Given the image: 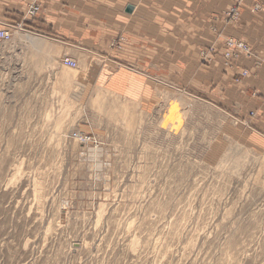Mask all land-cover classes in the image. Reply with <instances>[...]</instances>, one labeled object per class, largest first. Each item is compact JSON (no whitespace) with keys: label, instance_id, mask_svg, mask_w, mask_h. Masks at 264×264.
Segmentation results:
<instances>
[{"label":"rangeland","instance_id":"rangeland-1","mask_svg":"<svg viewBox=\"0 0 264 264\" xmlns=\"http://www.w3.org/2000/svg\"><path fill=\"white\" fill-rule=\"evenodd\" d=\"M25 21L0 43V264H264V132L181 68L153 77V109L112 93L93 83L102 58L65 67L19 40ZM223 45L228 68L253 56Z\"/></svg>","mask_w":264,"mask_h":264},{"label":"crops","instance_id":"crops-1","mask_svg":"<svg viewBox=\"0 0 264 264\" xmlns=\"http://www.w3.org/2000/svg\"><path fill=\"white\" fill-rule=\"evenodd\" d=\"M261 2L42 0L43 12L26 23L23 1L0 0V29L25 21V27L35 32L25 31L30 37L25 43L38 52L62 50L59 61L102 58V70L93 83L147 108L153 109L160 101V82L153 77H175L181 68L185 87L241 119H251L264 132V9L252 11ZM233 5H239L240 19L226 25L224 12ZM229 36L244 41L253 51L251 58L241 57L232 68L223 57L224 37ZM118 37L125 40L119 50L112 46ZM258 62L263 64L257 66ZM127 65L144 72L128 71ZM243 71L249 74L242 77ZM252 112L255 117H250Z\"/></svg>","mask_w":264,"mask_h":264},{"label":"built area","instance_id":"built-area-1","mask_svg":"<svg viewBox=\"0 0 264 264\" xmlns=\"http://www.w3.org/2000/svg\"><path fill=\"white\" fill-rule=\"evenodd\" d=\"M25 1L29 5L28 14L30 16H35L41 11V6L39 3L40 0H25ZM229 14H231V16L235 17L236 15H238V11H237V9H233ZM20 28H21V26H20ZM12 37H13L12 31H10V30H1L0 31V41L1 42L10 41L12 39ZM228 45L234 47V49L241 50V51L245 52L247 55H250V49L244 43H240V42L231 40V41H229ZM232 51L228 52L226 55V57L229 61L232 59L238 58V55ZM62 64H64L63 66L68 67L70 69H76L77 68L76 61H73V60L68 59V58L64 59ZM85 144H90V143H85Z\"/></svg>","mask_w":264,"mask_h":264},{"label":"bare ground","instance_id":"bare-ground-1","mask_svg":"<svg viewBox=\"0 0 264 264\" xmlns=\"http://www.w3.org/2000/svg\"><path fill=\"white\" fill-rule=\"evenodd\" d=\"M23 1H25V0H23ZM26 2V1H25ZM27 3V2H26ZM39 3H40V6H41V0L39 1ZM27 5H28V3H27ZM28 10H29V5H28V9H27V13H26V18L28 19V18H36L38 15H39V13L37 14V15H35V16H30L29 14H28ZM20 26H21V28H20ZM24 25L22 24V25H18V27H4V28H2V29H0V31L1 30H10V31H12V34H13V37H12V39L10 40V41H12L13 39H14V37H15V32L18 30V31H24L23 29H24V27H23ZM19 33V37L21 38V40L22 41H30V37L29 36H27L25 33L26 32H24V33ZM10 41H7V42H10ZM0 43H5V42H1L0 41ZM232 47V46H231ZM233 48V47H232ZM80 142L81 143H88L89 142V140L87 139V138H81V140H80Z\"/></svg>","mask_w":264,"mask_h":264},{"label":"water","instance_id":"water-1","mask_svg":"<svg viewBox=\"0 0 264 264\" xmlns=\"http://www.w3.org/2000/svg\"><path fill=\"white\" fill-rule=\"evenodd\" d=\"M129 11H132V7H129V9H128Z\"/></svg>","mask_w":264,"mask_h":264}]
</instances>
